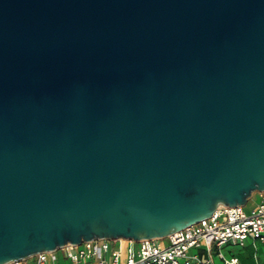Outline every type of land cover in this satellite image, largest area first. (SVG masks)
Listing matches in <instances>:
<instances>
[{
  "label": "water",
  "instance_id": "95a60500",
  "mask_svg": "<svg viewBox=\"0 0 264 264\" xmlns=\"http://www.w3.org/2000/svg\"><path fill=\"white\" fill-rule=\"evenodd\" d=\"M263 190L264 0H0V264Z\"/></svg>",
  "mask_w": 264,
  "mask_h": 264
},
{
  "label": "built area",
  "instance_id": "2783aa9c",
  "mask_svg": "<svg viewBox=\"0 0 264 264\" xmlns=\"http://www.w3.org/2000/svg\"><path fill=\"white\" fill-rule=\"evenodd\" d=\"M256 192L259 199L250 210L245 205L219 206L210 216L165 236L125 242L120 238L83 240L38 252L31 259L33 264H60V260L71 264H215V254L223 264H241L236 253L227 256L223 248L243 246L248 239L254 245L264 244V190L253 192L248 200Z\"/></svg>",
  "mask_w": 264,
  "mask_h": 264
},
{
  "label": "rangeland",
  "instance_id": "374dc122",
  "mask_svg": "<svg viewBox=\"0 0 264 264\" xmlns=\"http://www.w3.org/2000/svg\"><path fill=\"white\" fill-rule=\"evenodd\" d=\"M258 192H256L255 194H253V196L248 200V202L245 204L244 208L246 210H250L255 203L258 201ZM252 240L248 239L246 240V245L244 247L238 246V245H228L226 247L223 248L224 253H226L227 256H229L230 252H234V253H240V257L244 258V261H246V263H250L251 261H254V256L252 254V252L255 251V246L252 245ZM257 245L264 249V244H261L260 242L257 243ZM125 256H123L124 258ZM25 261L23 262V264H31V257L24 259ZM214 261L215 264H223V261L214 254ZM60 264H71V262L69 260H60Z\"/></svg>",
  "mask_w": 264,
  "mask_h": 264
},
{
  "label": "crops",
  "instance_id": "0c3cea01",
  "mask_svg": "<svg viewBox=\"0 0 264 264\" xmlns=\"http://www.w3.org/2000/svg\"><path fill=\"white\" fill-rule=\"evenodd\" d=\"M253 246H255V251L252 252L253 256H254V261H251L250 263H246V261H244V258L240 257V253H236V255L239 257L241 264H264V249L260 248L257 244L254 245L253 242H251ZM246 245V242L243 246L244 247ZM31 264H33L32 260H31Z\"/></svg>",
  "mask_w": 264,
  "mask_h": 264
},
{
  "label": "bare ground",
  "instance_id": "6f19581e",
  "mask_svg": "<svg viewBox=\"0 0 264 264\" xmlns=\"http://www.w3.org/2000/svg\"><path fill=\"white\" fill-rule=\"evenodd\" d=\"M120 240L122 241V242H125L127 239H125V238H120ZM30 258V257H29Z\"/></svg>",
  "mask_w": 264,
  "mask_h": 264
}]
</instances>
